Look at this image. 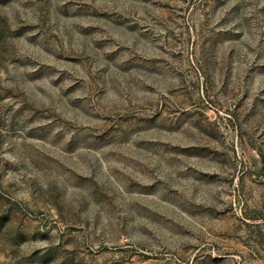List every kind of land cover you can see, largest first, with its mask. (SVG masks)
<instances>
[{"label":"rangeland","instance_id":"rangeland-1","mask_svg":"<svg viewBox=\"0 0 264 264\" xmlns=\"http://www.w3.org/2000/svg\"><path fill=\"white\" fill-rule=\"evenodd\" d=\"M0 264H264V0H0Z\"/></svg>","mask_w":264,"mask_h":264}]
</instances>
